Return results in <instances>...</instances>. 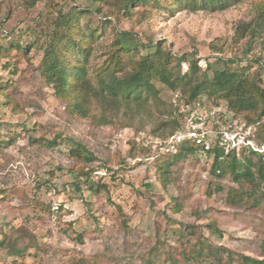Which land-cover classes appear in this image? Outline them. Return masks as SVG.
I'll return each instance as SVG.
<instances>
[{"label":"rangeland","instance_id":"obj_1","mask_svg":"<svg viewBox=\"0 0 264 264\" xmlns=\"http://www.w3.org/2000/svg\"><path fill=\"white\" fill-rule=\"evenodd\" d=\"M120 1L0 0V37L8 41L19 33L22 45L29 46L24 55L12 52L9 60L0 58V79L13 85L7 98L0 93L1 139L18 135L8 147L0 144V241L25 249L17 256L0 248V264H71L73 259L78 264H172L164 258L168 248L173 264H216L183 259L179 233L184 236L189 226L191 243L203 240L223 248L225 258L229 253L233 259H259L264 243L261 187L211 175V160L204 155L176 162L164 183L153 164L170 122L177 118L182 126L191 116L207 131L217 123L231 132L241 130L264 160V145H256L261 138L256 125L228 111L215 96L201 94V103L187 104L182 88L170 91L157 81L164 104L127 109L104 103L92 80L80 103L82 116L56 97L40 66L55 19L69 13L77 15L83 29L96 26L100 17L109 21L92 42L91 77L110 55L115 34L127 32L143 45L162 44L176 56L195 55L200 59L198 80L211 76L205 64L219 60L244 67L264 88V26L255 32L251 25L247 32L242 27L251 21L261 24L254 6L264 0H239L215 12H149L133 4L130 14L120 11ZM172 105L179 107L177 114H169ZM42 139L56 144L46 147L39 143ZM71 141L86 147L95 160L71 159ZM83 172L98 186L97 194L89 193L90 183H81ZM75 182L81 183L80 192ZM233 190L242 195L236 205L228 203Z\"/></svg>","mask_w":264,"mask_h":264},{"label":"trees","instance_id":"obj_2","mask_svg":"<svg viewBox=\"0 0 264 264\" xmlns=\"http://www.w3.org/2000/svg\"><path fill=\"white\" fill-rule=\"evenodd\" d=\"M106 1L110 0H97ZM239 0H121L120 11L130 14L129 10L133 4L147 7L149 12H158L160 9H167L170 13L186 10L188 12L221 11L229 4L237 3ZM256 17L261 24L251 21L243 25L247 32L248 28L253 27L251 32H255L264 26V3L254 6ZM95 12L100 14L97 6ZM80 12H77V14ZM97 25L94 27L86 26L85 29L79 27L76 14H61L55 19L54 30L46 38L43 59L41 61V73L45 81L50 85L58 99L67 101L74 108H77L82 116H86L80 103L84 95L92 89L91 81H97L98 88L96 94L104 102L111 106H123L134 109L141 108L148 103L164 104L159 98V92L154 81L165 86L170 91L183 89L187 96V104L194 102L201 103L198 97L206 94L208 97H217L223 100L228 111L235 115H242L248 124L258 127L261 138L256 144L258 147L264 145V88L261 81L256 76L248 75L244 67L234 68L232 63L205 64L207 72L211 76L204 74L201 80L197 79V71L200 69V59L195 55L176 56L165 49L162 44L143 45L139 43L130 33H116L112 42V50L102 67L98 69L94 77L88 73V58L91 54L92 42L103 34V30L109 21L100 17L96 19ZM251 25V26H250ZM250 26V27H249ZM248 27V28H247ZM22 34L14 33L7 41L0 37V58L9 60L12 52L16 55H24L29 46L22 45ZM221 60V59H220ZM221 62H223L221 60ZM8 66L10 62L8 61ZM186 65V71L182 67ZM8 80L0 79V93L7 98V90L12 88ZM95 91V90H94ZM171 114H177L179 107L172 105ZM171 131L162 136L161 142L168 139L176 131L180 130L181 125L177 118L171 122ZM161 126H165L162 124ZM160 126V127H161ZM24 132L29 130L25 127ZM18 135L9 134L7 139L0 134V144L8 147ZM73 147L68 151V156L75 161L85 163L92 162L95 157L83 145L71 141ZM39 143L46 147H52L55 141L40 140ZM159 149V147H156ZM149 152L150 148L145 147ZM157 153L153 164L158 180L166 182L171 172V166L176 162L187 158L199 157L204 155L210 159V173L215 177L228 175L232 182L254 185L264 190V160L263 153L256 152L250 148H241L238 152L229 151L226 153L222 148L215 144L210 150H204L194 145L190 141H185L176 146L175 152ZM84 185L90 183L89 173H81ZM81 183H74L75 189L80 192ZM89 193H98V186L90 183L87 187ZM241 192L233 190L228 203L236 205L241 199ZM178 209L175 210L177 212ZM192 227H186L185 235L183 231L179 233L181 245L184 250L180 253L185 261L206 259L212 260L216 264H264V243L260 245L259 259L240 255L237 259L228 256L225 258L222 252H227L223 248H216L203 240L194 243L189 241L194 236ZM80 238V237H79ZM164 246L166 244L164 243ZM5 247L8 251L17 256H22L25 249H20L15 243L8 246L4 241H0V248ZM167 260L174 263V253L170 248L165 252ZM71 264H78L73 259Z\"/></svg>","mask_w":264,"mask_h":264},{"label":"built area","instance_id":"obj_3","mask_svg":"<svg viewBox=\"0 0 264 264\" xmlns=\"http://www.w3.org/2000/svg\"><path fill=\"white\" fill-rule=\"evenodd\" d=\"M201 120L194 119L191 116L180 130L176 131L165 141L161 142L159 147L162 152H175L176 146L190 141L194 145L204 150H210L215 144L222 148L226 153L229 151L238 152L241 148H250L253 151L260 150L254 145L252 140L245 136L242 131H230V127L218 125L213 131H207L198 122Z\"/></svg>","mask_w":264,"mask_h":264}]
</instances>
